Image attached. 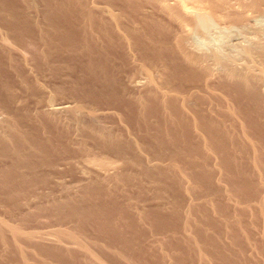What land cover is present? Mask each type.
<instances>
[{"label": "rangeland", "instance_id": "374dc122", "mask_svg": "<svg viewBox=\"0 0 264 264\" xmlns=\"http://www.w3.org/2000/svg\"><path fill=\"white\" fill-rule=\"evenodd\" d=\"M62 17L98 46L121 42L94 50L109 49L118 82L84 74L80 54L45 59L39 39ZM179 45L206 61L190 66ZM0 47V137L14 140L0 142V264H264V0H0ZM61 85L83 92L82 113L43 114L68 99Z\"/></svg>", "mask_w": 264, "mask_h": 264}, {"label": "bare ground", "instance_id": "6f19581e", "mask_svg": "<svg viewBox=\"0 0 264 264\" xmlns=\"http://www.w3.org/2000/svg\"><path fill=\"white\" fill-rule=\"evenodd\" d=\"M185 3H187L188 1H184ZM198 2V1H197ZM69 8V7H68ZM174 16L175 17H177V19H176V21L179 19V21L178 22H180V20H183L182 22H186L188 25L190 24L191 25V21L192 20H190L189 18H187V17H185V16H183V14H180L177 10H176V14H175V12H174ZM69 18V17H68ZM172 18H174V17H172ZM181 18V19H180ZM175 19V18H174ZM73 19H67V17H62L61 19H58V20H56L57 22H54L53 24H52V27H50V29L51 28H53L52 29V36L53 37H40V39H39V43H41V45H42V47L40 48L41 50H39L41 53H43V56L45 57V59L47 58V57H49L48 55L50 54L51 55V52L52 53H55L54 55H57V56H55L56 57V61L57 62H61L62 63V60H61V57H64V56H61L60 54H70V56H71V54H72V56L73 55H75V56H77V55H81V57L85 60L86 59V62L85 63H83L84 64V67H83V69H81V70H83V72H85L84 74H86V75H90V76H92V77H94V78H98V79H100L101 81H102V83H104V87H111L112 85H114V83H116V81H117V78H116V74H117V72H116V74L114 73L115 71H113V68H114V66H113V68H111L110 66H109V57H107V56H109V54L110 53H108L107 51H109V49H107V51H105V52H102V53H98V57L95 55V53H94V50L96 51V46H98V41L96 40L97 39V37L95 38V36L91 33V34H88L89 32H85L84 31V34H82V35H80V34H75L74 33V30H70V29H72V28H75V26H76V24L75 23H77V22H75V21H72ZM75 22V23H74ZM79 23H80V21H79ZM85 23H87L86 25L88 26L89 24H92L91 22H85ZM12 25V24H11ZM49 25H50V23H49ZM85 25V24H84ZM92 26V25H91ZM80 27V26H79ZM89 27V26H88ZM78 28V27H77ZM97 28V27H96ZM12 29V28H11ZM97 29H99V28H97ZM155 30V31H157V32H160V33H164V30H162L163 28H161V27H158V26H154V28H152V30ZM84 30V29H83ZM86 30V29H85ZM92 30V29H91ZM103 30V29H102ZM15 31V30H14ZM20 30H18V32H19ZM22 31V30H21ZM51 31V30H50ZM77 31V30H76ZM75 31V32H76ZM107 31V30H106ZM105 31V32H106ZM26 32V31H25ZM80 32H82V31H80ZM91 32V31H90ZM42 33V32H41ZM51 33V32H50ZM87 33V34H86ZM24 34V33H23ZM44 34V33H43ZM46 34V33H45ZM102 34V33H101ZM26 35V34H25ZM50 35V34H49ZM105 35V34H104ZM20 36V35H19ZM43 36V35H42ZM100 36V35H99ZM17 37H18V35H17ZM116 37V36H115ZM23 38V37H22ZM22 38H19L18 37V39H20V41H22L21 39ZM26 38H28V36H26ZM36 37H34V39H35ZM39 38V37H38ZM99 38V37H98ZM101 38V37H100ZM2 39V38H1ZM17 39V40H18ZM37 39V38H36ZM102 40H100V44H102V46L101 45H99L101 48H104V50H105V48H111V47H118V43H120L121 44V42H115L114 41V38L112 39V37H110L109 35H107L106 34V36L105 37H103L102 36V38H101ZM3 40V39H2ZM6 41V40H5ZM20 41H18L19 43H20ZM26 41V40H25ZM28 41H30V40H28ZM28 41H26V42H28ZM34 41H37V40H34ZM118 41V40H117ZM6 43V42H5ZM32 43V42H31ZM31 43H29L30 45H31ZM38 43V42H37ZM38 43V44H39ZM9 44V43H8ZM24 44H25V42H24ZM123 44V43H122ZM6 45H7V43H6ZM14 45H15V43H14ZM19 45V44H18ZM21 45V44H20ZM133 45V44H132ZM22 46V45H21ZM29 46V45H28ZM99 46H98V51H100L99 49ZM9 47V46H8ZM25 47V46H24ZM133 47H134V45H133ZM0 48H2V47H0ZM3 48H4V44H3ZM18 48V47H17ZM30 48H31V46H30ZM29 48V49H30ZM4 49H6V46H5V48ZM3 49V50H4ZM15 49V48H14ZM26 49V48H25ZM113 50L112 51H114V48H112ZM121 49V48H120ZM0 50H2V49H0ZM8 50H11V49H8ZM7 50V51H8ZM17 50V49H16ZM28 50V49H27ZM5 51V50H4ZM13 51V50H12ZM32 51V50H31ZM38 51V52H39ZM112 51H110V52H112ZM9 52V51H8ZM32 52H34V51H32ZM36 52V51H35ZM34 52V53H35ZM118 52V51H117ZM122 52V51H121ZM17 53V52H16ZM176 53H178L179 55H180V57H182V58H184V59H186V62H188L189 63V65L190 66H193V67H197L198 65H201L202 63H204L205 61H206V58L205 57H199V56H195V55H192V54H187V53H185V51L180 47V45H179V47L177 48V52ZM123 54V53H122ZM263 54V53H262ZM10 55V54H9ZM18 55V54H17ZM40 55V54H39ZM117 55V54H116ZM142 55V54H141ZM2 56V55H1ZM5 56H7V53L5 54ZM61 56V57H60ZM69 56V57H70ZM97 58H96V57ZM121 56V55H120ZM10 57V56H9ZM14 57V56H13ZM40 57V56H39ZM43 57V58H44ZM51 57V56H50ZM122 57V56H121ZM138 57H139V55H138ZM6 58V57H5ZM22 58H24V57H22ZM74 60H75V58H74V56L72 57ZM80 58V57H79ZM7 59V58H6ZM11 59V58H10ZM39 59V58H38ZM44 59V60H45ZM49 59H51V58H49ZM82 59V60H83ZM118 59V58H117ZM122 59H123V57H122ZM13 60V59H12ZM12 60H10V61H12ZM25 60V59H24ZM36 60V59H35ZM43 60V61H44ZM54 59L52 58V61H53ZM71 60V59H70ZM69 60V61H70ZM73 60V61H74ZM81 60V59H80ZM79 60V61H80ZM80 61V62H83V61ZM17 61V60H16ZM47 61V60H46ZM55 61V60H54ZM69 61H66L67 63H69ZM73 61H71L72 63H73ZM77 62V60H76V62H77V64L78 65H80V64H82V63H80V62ZM118 61V60H117ZM7 62V61H6ZM39 62V61H38ZM37 62V63H38ZM64 62V61H63ZM70 62V63H71ZM112 62V61H111ZM5 63V62H4ZM7 63H9V62H7ZM13 63H14V61H13ZM42 63V62H41ZM45 63V62H44ZM43 63V64H44ZM54 63V62H53ZM67 63H62L63 65H65V64H67ZM46 64V63H45ZM45 64H44V67H45ZM59 64V63H58ZM57 64V65H58ZM82 64V65H83ZM9 65V64H8ZM12 65V64H11ZM27 65V64H26ZM54 65V64H53ZM61 65V64H60ZM63 65H61V66H63ZM76 65V64H75ZM4 66V65H3ZM43 66V65H42ZM48 66V65H47ZM66 66V65H65ZM123 66V65H122ZM13 67H16L15 65L13 66ZM20 67H21V65H20ZM19 67V68H20ZM25 67V66H24ZM23 67V68H24ZM28 67V66H27ZM58 66H56L55 68H57ZM73 67V66H72ZM82 67V66H81ZM17 68V67H16ZM18 68V69H19ZM30 68V67H29ZM37 68V67H36ZM39 68V67H38ZM51 67H49L48 69H50ZM59 68V67H58ZM65 68V67H64ZM64 68H62V69H64ZM70 68V67H69ZM74 68V67H73ZM26 69V68H25ZM45 69H46V67H45ZM68 69V68H67ZM69 70V69H68ZM122 70V69H121ZM28 71H30V70H28ZM34 71V70H33ZM32 71V72H33ZM53 71V70H52ZM54 71H55V73L54 72H51L52 74V77H54V79L56 80H58L59 79V77L60 78H62V73L60 74V70H56V69H54ZM78 71H79V68H78ZM119 71V70H118ZM11 72H13V70L11 71ZM24 72V71H23ZM45 72V71H44ZM48 72H49V70H48ZM62 72H64V71H62ZM68 72V71H67ZM73 72V71H72ZM74 72H75V70H74ZM15 72H13V74H14ZM19 73V72H18ZM64 73H66V72H64ZM45 74V73H44ZM50 74V73H49ZM12 75V74H11ZM15 75V74H14ZM22 75V74H21ZM34 75V74H33ZM35 75H37V74H35ZM34 75V76H35ZM65 75V74H64ZM63 75V76H64ZM119 75V74H118ZM121 75V74H120ZM226 75H227V77H229V78H231V79H233V78H236L237 77V79L239 80L238 82H240V85H241V88H243L242 89V91L244 90L245 92H252V85H251V77L250 76H248V75H244V76H241V75H238L236 72H234V71H231L230 70V72L228 71V73H226ZM225 75V76H226ZM18 76V75H17ZM34 76H33V78H34ZM38 76V75H37ZM44 76V75H43ZM252 76V75H251ZM262 76V75H261ZM27 77H30V76H27ZM36 77V76H35ZM47 77V76H46ZM49 77V76H48ZM74 77V76H73ZM23 78H25V77H23ZM120 78H121V76H120ZM119 78V79H120ZM228 78V79H229ZM38 79V78H37ZM86 79V78H85ZM150 79V78H149ZM262 79H264V78H262ZM60 80V79H59ZM78 80H80V79H78ZM92 80V79H91ZM18 81V80H17ZM25 81V80H24ZM51 81V80H50ZM230 81V80H229ZM21 82V81H20ZM29 82V81H28ZM32 82V81H31ZM61 82H62V80H61ZM67 82V81H66ZM75 82V81H74ZM82 82V81H81ZM92 82V81H91ZM91 82H90V84H91ZM94 82H95V80H94ZM93 82V83H94ZM118 82V81H117ZM59 83V82H58ZM84 83V82H83ZM92 83V84H93ZM137 83V82H136ZM135 83V84H136ZM254 83V82H253ZM4 84H6V83H4ZM3 84V85H4ZM8 84H9V82H8ZM37 84V83H36ZM62 84V83H61ZM63 84H65V83H63ZM70 84V83H69ZM75 85H78V83H74ZM135 84H133V85H135ZM139 84V83H138ZM138 84L136 85V86H138ZM3 85H1V86H3ZM67 85V84H66ZM71 85V84H70ZM119 85V84H118ZM1 86H0V88H1ZM15 86V85H14ZM25 86V85H24ZM44 86V85H43ZM82 86V85H81ZM90 86V85H89ZM140 86V85H139ZM138 86V87H139ZM142 86V85H141ZM35 87V86H34ZM45 87H47V86H45ZM102 87V86H101ZM132 87V86H131ZM137 87V88H138ZM16 88V87H15ZM24 88V87H23ZM59 88V90H60V93L62 94V96H65V97H67L68 99L66 100V101H60V102H56L55 100H53V98L52 97H48V99H47V101H44L45 102V107H42L43 109H42V111H43V114H45L44 112H47L46 114H49V115H51L52 117L53 116H56V115H60V114H64V113H68V114H72V116L73 115H76L75 113H77L78 111H80V110H82L83 108H81L79 105H77L78 103L77 102H79L80 100V98H81V93H83V92H81L80 94H78V92L76 93V92H74L73 90H71V89H69V90H63V86L61 85V86H59L58 87ZM85 88H87V87H85ZM91 88V87H90ZM94 88V87H93ZM113 88H115V87H113ZM135 88V87H134ZM8 89H9V87H8ZM30 89V88H29ZM38 89V88H37ZM40 89V88H39ZM77 89H78V87H77ZM80 89V88H79ZM106 89V88H105ZM136 89V88H135ZM254 89V88H253ZM256 89V88H255ZM7 90V89H6ZM22 90V89H21ZM51 90V89H50ZM90 90V89H89ZM94 90V89H93ZM103 90H104V88H103ZM125 91H126V89H124ZM2 91V90H1ZM14 91V90H13ZM23 91V90H22ZM32 91H34L33 89H32ZM52 91V90H51ZM88 91V90H87ZM110 91H112L111 90V88H110ZM139 91V90H138ZM10 92V91H9ZM16 92H17V90H16ZM36 92H37V90H36ZM91 92V91H90ZM95 92V91H94ZM109 92V91H108ZM113 92H115L114 91V89H113ZM254 92V91H253ZM256 92V91H255ZM254 92V93H255ZM4 93V92H3ZM15 93V92H14ZM13 93V94H14ZM26 93H27V90H26ZM53 93V92H52ZM59 93V92H58ZM85 93H87V92H85ZM99 93V92H98ZM5 94V93H4ZM3 94V95H4ZM17 94V93H16ZM31 94H32V92H31ZM41 94V93H40ZM102 94V93H101ZM107 94V93H106ZM108 94H110V92L108 93ZM115 94V93H114ZM124 94V93H123ZM251 94V93H250ZM249 94V95H250ZM257 94V93H256ZM9 95V94H8ZM35 95V94H34ZM33 95V96H34ZM42 95V94H41ZM96 95H97V93H96ZM99 95V94H98ZM116 95H117V93H116ZM253 95V94H252ZM255 95V94H254ZM258 95H260V94H257V96ZM15 96V95H14ZM21 96V95H20ZM23 96V95H22ZM49 96V95H48ZM82 96H83V94H82ZM88 95H86V96H84L85 98L87 97ZM91 96H94V95H91ZM108 96V95H107ZM261 96V95H260ZM259 96V97H260ZM18 97V96H17ZM16 97V98H17ZM24 97V96H23ZM31 97H32V95H31ZM60 97V96H59ZM110 97H112V96H110ZM109 97V98H110ZM114 97V96H113ZM258 97V98H259ZM264 97V96H263ZM40 98H42V97H40ZM88 98V97H87ZM94 98V97H93ZM96 98V97H95ZM107 98V97H106ZM108 98V99H109ZM115 98V97H114ZM123 98V97H122ZM254 97H252V99H253ZM7 99H8V97H7ZM18 99V98H17ZM17 99H15V100H17ZM21 99V98H20ZM62 99V98H61ZM69 99H72V100H69ZM76 99H77V101H76ZM82 99H83V97H82ZM90 99V98H89ZM92 99V98H91ZM118 99V98H117ZM138 99V98H137ZM140 99V98H139ZM260 99V98H259ZM40 100V99H39ZM39 100H37L36 102L38 103V101ZM45 100V99H44ZM106 101H107V99H105ZM124 100V99H123ZM129 100V99H128ZM254 101H256V100H258L257 98H256V100L255 99H253ZM252 100V101H253ZM261 100H262V98H261ZM6 101V100H5ZM10 101V100H9ZM8 101V102H9ZM14 101V100H13ZM97 101V100H96ZM105 101V102H106ZM109 101V100H108ZM112 101V100H111ZM167 101V102H166ZM170 101V100H169ZM168 100H163V104H164V106H169L170 104H171V102H169ZM253 101V102H254ZM33 102H35V101H33ZM40 102V101H39ZM90 102H92L93 103V99L90 101ZM101 102H102V100H101ZM257 102V101H256ZM36 103V104H37ZM83 103H84V101H83ZM88 103V102H87ZM96 103V102H95ZM100 103V102H99ZM115 103V102H114ZM118 103V102H117ZM135 103H138V102H135ZM162 103V102H161ZM120 104V103H119ZM257 104H258V102H257ZM2 105V104H1ZM12 104H10V106H11ZM43 105V104H42ZM96 105V104H95ZM105 105H107V103L105 104ZM108 105H109V103H108ZM85 106V105H84ZM91 106V105H90ZM116 106H117V104H116ZM115 106V107H116ZM120 106V105H119ZM2 107H3V105H2ZM34 107V106H33ZM39 107V106H38ZM94 107V106H93ZM108 107V106H107ZM126 107V106H125ZM140 107V106H139ZM8 108V107H7ZM12 108V107H11ZM10 108V109H11ZM36 108V107H35ZM34 108V110L36 111V110H38V109H35ZM99 108V107H98ZM97 108V109H98ZM122 108V107H121ZM19 109V108H18ZM22 109V108H21ZM32 109V108H31ZM30 109V110H31ZM40 109V108H39ZM106 109V108H105ZM16 110H17V108H16ZM24 110H26L27 111V109H24ZM93 110H96V109H93ZM112 110V109H111ZM15 111V110H14ZM103 111H104V108H103ZM81 112V111H80ZM83 112V111H82ZM81 112V113H82ZM86 112H88V111H86ZM95 111H93L92 112V114H90V116H91V118H92V116L93 115H96L97 113H95V114H93ZM132 112V111H131ZM15 113V112H14ZM20 114H21V111L19 112ZM32 113H38V112H34V111H32ZM39 113H40V111H39ZM38 113V114H39ZM42 113V112H41ZM88 113H91V111L90 112H88ZM135 113V112H134ZM17 114V113H16ZM15 114V115H16ZM80 114V113H79ZM35 115V114H34ZM78 115V114H77ZM87 115V114H86ZM85 115V116H86ZM1 116V115H0ZM12 116V115H11ZM17 116V115H16ZM20 116H22V115H20ZM33 116V115H32ZM38 116V115H37ZM64 116H65V114H64ZM68 116H70V115H68ZM71 116V117H72ZM79 116V115H78ZM89 116V115H88ZM99 116V115H98ZM112 116H113V114H112ZM24 117H26V116H24ZM41 117V116H40ZM42 117H43V115H42ZM41 117V118H42ZM58 117V116H57ZM70 117V118H71ZM77 117V116H76ZM87 117V116H86ZM100 117V116H99ZM30 118H31V116H30ZM33 118H34V116H33ZM44 118V117H43ZM63 118V117H62ZM65 118V117H64ZM63 118V120H65ZM69 118V117H68ZM73 118V117H72ZM79 118H80V116H79ZM88 118V117H87ZM93 118H94V116H93ZM24 119V118H23ZM40 119V118H39ZM49 119H53V118H49ZM74 119V118H73ZM82 120H84L83 119V117L81 118ZM98 119V118H97ZM25 120V119H24ZM44 120V119H43ZM54 120V119H53ZM57 120H60V119H57ZM76 120V119H75ZM105 120V119H104ZM103 120V121H104ZM23 121V120H22ZM60 121H62V120H60ZM66 121H68V119L66 120ZM74 121V120H73ZM77 121V120H76ZM80 121V120H79ZM91 121H93V120H91ZM90 121V122H91ZM19 122V121H18ZM21 122V121H20ZM25 122V121H24ZM50 122V121H49ZM82 122H84V121H82ZM93 122H96L95 120L93 121ZM98 122H101V119H100V121H98ZM10 123H12V122H10ZM57 123V122H56ZM59 123H61V122H59ZM64 123H67V122H64ZM71 123V122H70ZM74 123V122H73ZM81 123V122H80ZM89 123V122H88ZM30 124V123H29ZM44 124V123H43ZM98 124V123H97ZM103 124V123H102ZM21 125V124H20ZM58 125V124H57ZM69 125V124H68ZM68 125H67V127H68ZM76 125H77V123H76ZM115 125V124H114ZM6 126V125H5ZM40 126H42V125H40ZM63 126V125H62ZM65 126H66V124H65ZM81 126V125H80ZM86 126V125H85ZM84 126V127H85ZM99 126V125H98ZM3 127V126H2ZM17 127V126H16ZM43 127V126H42ZM49 127V126H48ZM59 127V126H58ZM78 127V126H77ZM100 127V126H99ZM8 128V127H7ZM11 128V127H10ZM9 128V129H10ZM47 128V127H46ZM87 128H88V126H87ZM91 128V127H90ZM11 129H13V128H11ZM50 129H51V127H50ZM54 129V128H53ZM95 129V128H94ZM102 129V128H101ZM33 130V129H32ZM56 130V129H55ZM58 130V129H57ZM79 130V129H78ZM83 130H84V128H83ZM100 129L98 128V131H99ZM9 131H12V130H9ZM47 131V130H46ZM62 131V130H61ZM87 131H88V129H87ZM95 131H97L96 129H95ZM101 132H105V131H102V130H100ZM35 132V131H34ZM38 132V131H37ZM64 132V131H63ZM107 132V131H106ZM5 133V132H4ZM11 133V132H10ZM60 133V132H59ZM119 133V132H118ZM139 133V132H138ZM3 134V133H2ZM56 134V133H55ZM67 134V133H66ZM95 134V133H94ZM96 134H97V132H96ZM117 134V133H116ZM12 135V134H11ZM10 135V136H11ZM23 135H24V133H23ZM22 135V136H23ZM36 135V134H35ZM38 135V134H37ZM100 136H98L97 135V140H98V137H100V138H102L103 139V141H108L107 142V144L109 145L110 144V146L112 145L113 147L115 146V147H119V146H121L120 145V143H119V141L117 140V139H115L113 136L114 135H109V134H105L104 135V133H100L99 134ZM120 135V134H119ZM1 136V135H0ZM5 136H6V134H5ZM8 136H9V134H8ZM16 136V135H15ZM19 136V135H18ZM21 136V135H20ZM25 136V135H24ZM33 136V135H32ZM57 136H58V134H57ZM65 136V135H64ZM74 136V135H73ZM93 136V135H92ZM117 136V135H116ZM26 137V136H25ZM59 137V136H58ZM61 137V136H60ZM70 137V136H69ZM72 137V136H71ZM86 137V136H85ZM120 137V136H119ZM1 139H0V142H3V143H7V146H12V143H13V139H12V137L11 138H8V137H0ZM16 138V137H15ZM46 138H48V137H46ZM67 138V137H66ZM88 138V137H87ZM51 139V138H50ZM55 139V138H54ZM63 139V138H62ZM17 140H19V139H17ZM30 140V139H29ZM64 140V139H63ZM72 140V139H71ZM85 140V139H84ZM138 140V139H137ZM20 141V140H19ZM28 141V140H27ZM35 141H37V140H35ZM57 141V140H56ZM99 141V140H98ZM23 142V141H22ZM41 142V141H40ZM58 142V141H57ZM62 142V141H61ZM76 142V141H75ZM81 142V141H80ZM87 142H88V140H87ZM101 142V141H100ZM103 143V142H102ZM18 144V143H17ZM52 144V143H51ZM84 144V143H83ZM94 144H95V142H94ZM20 145H21V143H20ZM61 145V144H60ZM80 145V144H79ZM100 145V144H99ZM117 145V146H116ZM126 145V144H125ZM53 146V145H52ZM103 146V145H102ZM107 145H105V147H106ZM4 147V146H3ZM34 147H36V146H33L32 148H34ZM40 147V146H39ZM94 147V146H93ZM126 147V146H125ZM138 147V146H137ZM92 148V147H91ZM0 149H2V148H0ZM4 149H5V147H4ZM48 149H50V148H48ZM101 149V148H100ZM120 149V148H119ZM42 150V149H41ZM40 150V151H41ZM43 150H45V149H43ZM55 150V149H54ZM88 150V149H87ZM103 150H105V149H103ZM35 151V150H34ZM39 151V152H40ZM16 151H14V153H15ZM114 152V151H113ZM1 153H2V151H1ZM0 153V154H1ZM5 153H6V151H5ZM104 153V152H103ZM11 154V153H10ZM112 154V153H111ZM9 155V154H8ZM12 155V154H11ZM16 155V154H15ZM70 155V154H69ZM88 155V154H87ZM119 155V154H118ZM117 155V156H118ZM128 155V154H127ZM19 156V155H18ZM52 156V155H51ZM11 157V156H10ZM39 157V156H38ZM41 157H43L42 155H41ZM48 157V156H47ZM122 157V156H121ZM31 158V157H30ZM46 158V157H45ZM55 158V157H54ZM70 158V157H69ZM117 158V157H116ZM135 158V157H134ZM133 158V159H134ZM11 159V158H10ZM14 159V158H13ZM17 159H18V157H17ZM17 159H16V163H17ZM23 159V158H22ZM38 159V158H37ZM137 159V158H136ZM135 159V160H136ZM24 160H26V159H24ZM28 160V159H27ZM39 160H41L40 158H39ZM129 160V159H128ZM11 161H13V160H11ZM15 161V160H14ZM31 161V160H30ZM52 161H54V160H52ZM57 161V160H56ZM56 161H55V164H56ZM62 161V160H61ZM132 161V160H131ZM130 161V162H131ZM21 162V161H20ZM33 162H34V160H33ZM33 162H31V163H33ZM37 162H39L38 160H37ZM28 163V162H27ZM26 162H25V164H27ZM31 163H28V165L29 164H31ZM58 163H60V162H57V164L56 165H58ZM132 163V162H131ZM130 163V164H131ZM138 163V162H137ZM19 164V163H18ZM24 164V163H23ZM22 164V165H23ZM34 164H36V162L34 163ZM33 164V165H34ZM40 165H41V163H39ZM53 164V163H52ZM8 165H10V163L8 164ZM19 165H21V164H19ZM56 165H54V167L56 166ZM71 165V164H70ZM137 165V164H136ZM15 166V165H14ZM35 166H37V165H35ZM42 166V165H41ZM135 166V165H134ZM8 167H10V166H8ZM12 167V166H11ZM19 167V166H18ZM21 167V166H20ZM19 167V168H20ZM23 167H27V166H23ZM34 167V166H33ZM40 167V166H39ZM15 168H16V166H15ZM29 168H30V166H29ZM70 168V167H69ZM10 169V168H9ZM40 169H41V167H40ZM39 169V170H40ZM58 169V168H57ZM12 170V169H11ZM17 170V169H16ZM23 170H25V168L23 169ZM33 170V169H32ZM36 170H38V169H36ZM36 170H33V171H36ZM6 171H8L7 170V168H6ZM22 171V170H21ZM59 171V170H58ZM65 171V170H64ZM80 171V170H79ZM9 172V171H8ZM12 172V171H11ZM16 172V171H15ZM24 172V171H23ZM26 172H27V170H26ZM60 172V171H59ZM61 172H62V170H61ZM99 172V171H98ZM101 172V171H100ZM17 173V172H16ZM21 173V172H20ZM25 173V172H24ZM24 173L22 174L23 176V179H24V177H26V179H28L27 178V175L25 174L24 175ZM34 173V172H33ZM41 173V172H40ZM56 173H58V172H56ZM63 173V172H62ZM83 173V172H82ZM85 173H87V172H85ZM84 173V174H85ZM88 173H89V171H88ZM7 174V173H6ZM11 174V173H10ZM32 174V173H31ZM51 174V173H50ZM72 174V173H71ZM30 175V174H29ZM28 175V176H29ZM35 175H36V173H35ZM61 174H59V176H60ZM64 173H63V176L62 177H64ZM80 175V174H79ZM96 175V174H95ZM104 175V174H103ZM49 176V174H41V175H38L37 177H35L36 179H41V180H46V178ZM98 176V175H97ZM16 177V176H15ZM17 177H18V175H17ZM31 177H32V175H31ZM29 178V179H35L34 177H32V178ZM46 177V178H45ZM50 177V176H49ZM52 177V176H51ZM57 178H58V176H56ZM67 177V176H66ZM100 177V176H99ZM14 178V177H13ZM60 178H61V176H60ZM59 178V179H60ZM96 178H98V177H96ZM16 179V178H15ZM19 179V178H18ZM25 179V180H26ZM32 179V180H33ZM48 180V179H47ZM57 180V179H56Z\"/></svg>", "mask_w": 264, "mask_h": 264}]
</instances>
